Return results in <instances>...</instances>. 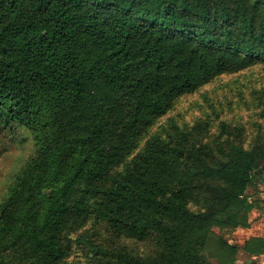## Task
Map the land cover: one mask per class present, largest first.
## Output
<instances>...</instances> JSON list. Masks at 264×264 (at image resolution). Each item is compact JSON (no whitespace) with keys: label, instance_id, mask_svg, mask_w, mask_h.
I'll return each instance as SVG.
<instances>
[{"label":"trees","instance_id":"obj_1","mask_svg":"<svg viewBox=\"0 0 264 264\" xmlns=\"http://www.w3.org/2000/svg\"><path fill=\"white\" fill-rule=\"evenodd\" d=\"M258 61L264 0H0V129L33 145L0 203V264H65L79 242L93 264H234L225 234L264 212L246 195L264 135L172 123L138 147L181 95ZM89 221L103 231L71 235Z\"/></svg>","mask_w":264,"mask_h":264},{"label":"rangeland","instance_id":"obj_2","mask_svg":"<svg viewBox=\"0 0 264 264\" xmlns=\"http://www.w3.org/2000/svg\"><path fill=\"white\" fill-rule=\"evenodd\" d=\"M172 123L183 129L191 128L196 136L208 141L221 136L248 146L257 134L264 135V62L258 61L237 71L224 72L195 91L181 95L142 136L138 149L161 127H168ZM31 154L32 136L27 131L22 129L8 133L0 129V203ZM246 195L252 199L264 196V169L255 175V181L248 186ZM102 231L100 226L89 221L79 230H73L71 235H94ZM125 242L137 251L149 250L147 243ZM64 262L93 264L87 258L81 242L72 243Z\"/></svg>","mask_w":264,"mask_h":264},{"label":"crops","instance_id":"obj_3","mask_svg":"<svg viewBox=\"0 0 264 264\" xmlns=\"http://www.w3.org/2000/svg\"><path fill=\"white\" fill-rule=\"evenodd\" d=\"M263 197L255 199H261ZM225 237L237 247L236 261L234 264H264V254H251L244 249L245 243L250 237L264 239V212L261 213L256 208L250 209L248 212V226L237 227L233 231L226 233ZM211 264L217 263L215 260H212Z\"/></svg>","mask_w":264,"mask_h":264}]
</instances>
